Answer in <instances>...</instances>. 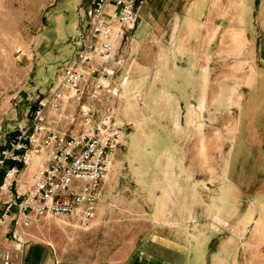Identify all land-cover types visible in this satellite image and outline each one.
<instances>
[{
    "label": "rangeland",
    "instance_id": "374dc122",
    "mask_svg": "<svg viewBox=\"0 0 264 264\" xmlns=\"http://www.w3.org/2000/svg\"><path fill=\"white\" fill-rule=\"evenodd\" d=\"M91 1L0 0V130L12 131L17 118L30 121L34 105L58 82L62 63L47 74L45 60L72 57ZM170 1L177 0H149L115 60L104 64L112 71L106 88L89 83L83 104L70 107L74 125L62 124L69 134L82 133L80 110L92 106L93 128L124 132L96 218L87 227L66 217L38 221L20 264H264V134L245 123L250 90L240 88L256 74L228 69L241 59L227 56L240 54L246 42L231 49L223 41L241 27L224 25L217 49L204 41L211 26L185 33L164 27V37L152 41L160 6ZM205 1L211 7L229 0ZM56 4L68 8L71 31L60 44ZM214 63L217 69H200ZM13 246L0 226V251Z\"/></svg>",
    "mask_w": 264,
    "mask_h": 264
},
{
    "label": "built area",
    "instance_id": "2783aa9c",
    "mask_svg": "<svg viewBox=\"0 0 264 264\" xmlns=\"http://www.w3.org/2000/svg\"><path fill=\"white\" fill-rule=\"evenodd\" d=\"M148 1L92 0L88 25H78L74 53L62 63L58 82L34 105L30 121L17 118L12 131L0 130V226L14 244L0 251V264H20L28 230L42 219L66 217L87 227L96 218L124 132L93 128L92 106L80 110L82 133L69 134L62 124L74 125L70 107L83 104L89 83L106 88L112 71L102 67L115 60ZM17 54L20 59L23 51ZM38 159L42 165L29 174Z\"/></svg>",
    "mask_w": 264,
    "mask_h": 264
},
{
    "label": "crops",
    "instance_id": "0c3cea01",
    "mask_svg": "<svg viewBox=\"0 0 264 264\" xmlns=\"http://www.w3.org/2000/svg\"><path fill=\"white\" fill-rule=\"evenodd\" d=\"M151 2L152 0H150ZM163 4L160 6V17L154 24L155 33L151 36L152 41H158L160 37H164V27L168 28L169 26L177 25L181 27V32L185 33L187 28L193 25H199L200 27L211 26L214 27V32L212 34L209 32L204 41L208 42L209 46L215 45L217 49L218 36L221 34L224 25L238 27V29L241 27V32H239L240 30L229 29L223 38V41L230 43L228 47L231 49L237 46L233 42H246L240 54L227 56L228 58L238 57L241 59L239 62L231 64L228 69H246V74L251 71L255 72V81L250 86L242 85L240 87L241 89L250 90L245 102L244 120L250 126V129L256 123V129H260L261 134H264V0H260V2L258 0H239L237 2L234 1V3L229 0L222 5L217 2L211 7L208 6L205 0H177L176 3L170 1ZM145 7L149 8V1ZM179 9L181 18L174 20L175 17H178ZM232 10L238 11V14H233V19L230 15ZM56 11L59 33L57 36H59L58 43L60 44L68 39L71 31L69 33L66 30L69 24L66 20L68 8L57 6ZM200 16L208 17V20L203 24ZM76 24L77 20H74L72 25L74 29ZM255 25L260 27V31L257 30L256 32ZM236 33H238V36ZM193 40H197V37H193ZM215 56L217 58V50ZM204 58H206L205 55ZM67 60L61 59L59 56H47L45 60L47 71L45 73L48 74L49 68H51L53 63H64ZM104 67L108 68L107 66L102 68ZM190 69H195V67ZM200 69H217V63H214L213 68L205 66L204 68L200 67ZM36 165L37 163L28 170L29 174H33ZM143 262L144 264H152L150 259H144Z\"/></svg>",
    "mask_w": 264,
    "mask_h": 264
}]
</instances>
